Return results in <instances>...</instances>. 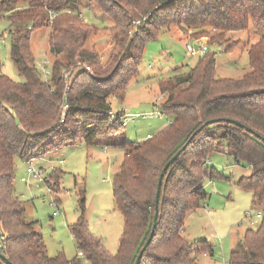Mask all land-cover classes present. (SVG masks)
I'll use <instances>...</instances> for the list:
<instances>
[{
    "label": "trees",
    "instance_id": "trees-1",
    "mask_svg": "<svg viewBox=\"0 0 264 264\" xmlns=\"http://www.w3.org/2000/svg\"><path fill=\"white\" fill-rule=\"evenodd\" d=\"M90 1L113 21L104 71L96 67V72H89L78 65H98L96 54L84 46L94 25L81 18L80 0H0V19L7 21L10 34V59L23 77L15 81L0 70V252L12 264H80L78 258L68 260L61 252L49 256L35 221L24 219L26 201L13 188L14 158L37 157L76 140L90 145L102 133L119 132L118 117L110 120L107 114L111 107L108 97L116 93L123 98L145 41L173 20L180 30L195 29L196 36L203 35L206 28L219 33L247 31L251 24L259 33L247 47L248 69L238 78L216 76L215 51L207 47L188 70H176L161 79L159 91L164 99L159 107L170 121L143 140L120 143L123 158L112 181L114 206L123 218L117 252L109 253L90 231L83 189L70 234L90 264H133L151 230L157 181L164 164L205 120L221 118L195 133L167 167L154 233L138 264H197L192 251H212L210 244L193 243L181 231L185 217L206 197L203 179L219 174L206 167L215 151L249 166L250 174L241 176L238 183L251 192L252 203L262 213L258 227L246 228L230 250L227 264H264V141L223 119H234L264 136V0ZM44 25L51 28V55L61 54L52 61L48 78L38 70L30 47L32 32ZM231 48L228 45L225 51ZM124 68L128 75L121 76ZM66 70L70 73L65 78ZM63 100L69 108L60 122ZM120 112L116 110L117 115ZM60 173L53 170L51 175L59 180ZM48 178L44 181L54 191L55 182ZM0 264L9 263L0 256Z\"/></svg>",
    "mask_w": 264,
    "mask_h": 264
},
{
    "label": "rangeland",
    "instance_id": "rangeland-1",
    "mask_svg": "<svg viewBox=\"0 0 264 264\" xmlns=\"http://www.w3.org/2000/svg\"><path fill=\"white\" fill-rule=\"evenodd\" d=\"M79 10L84 21L94 25L84 46L96 54L98 65L90 63L89 72H96V67L104 71L112 46L109 26L113 21L94 1L80 0ZM50 31L51 28L44 25L31 34L30 47L37 67L45 58L50 63L55 58H61V54L53 56L49 51ZM194 32L195 29L180 30L170 20L166 26L158 27L155 36L145 41L136 73L127 80L123 98L120 99L116 93L108 97L111 110L137 113L139 116L122 126L119 132L102 133L98 138L112 139L123 133L127 140L139 141L146 134H155L168 124L170 118L165 113L149 114L161 111L159 106L164 99L159 91L161 79L171 76L176 70L180 73L188 70L200 56L199 53L190 54L186 42L194 49L202 43L215 51V73L218 77L238 78L248 69L247 47L257 40L259 33L251 24L247 31L219 33L214 28H206L203 35L198 36ZM228 45L232 48L225 51ZM0 70L12 80H23L10 59V34L5 19H0ZM120 71L121 76L128 75L127 68ZM115 80L112 78V82ZM142 114L147 116L142 117ZM49 153L38 155L40 158L33 163L35 167L47 170L48 179L55 182L54 191H49V185L42 179L29 177L27 182L22 181L21 177L28 176L27 165L17 156L14 158L13 179L15 193L27 203L24 219L35 221V228L47 254L53 256L61 252L68 260L78 258L80 264H90L76 248L69 231V225L76 221L79 214L78 197L82 189L85 196V218L90 231L101 239L109 253H116L123 230V218L114 206L112 181L122 159L123 149L114 145H88L76 140L74 144L62 146L56 153ZM61 159L64 161L60 162ZM52 167L56 168L55 172H61L59 180L51 175ZM206 167H213L219 174L203 179L206 197L198 208L185 217V229L183 232L182 228L181 235L193 243L205 242L212 246L211 252L192 251L191 257L195 263L224 264L229 258L230 249L242 238L244 230L255 229L260 223L261 217L254 214L251 218L253 223H250L245 216L246 211H256L260 207L252 203L251 192L238 183L241 176L250 174L248 165L238 164L230 155L215 151L206 161Z\"/></svg>",
    "mask_w": 264,
    "mask_h": 264
},
{
    "label": "built area",
    "instance_id": "built-area-1",
    "mask_svg": "<svg viewBox=\"0 0 264 264\" xmlns=\"http://www.w3.org/2000/svg\"><path fill=\"white\" fill-rule=\"evenodd\" d=\"M55 14L54 12H51L50 14V17H53ZM81 15V14H80ZM81 18L84 20V17L81 15ZM139 20H136L134 22H138ZM200 44V43H199ZM186 49L187 51H189L190 54L192 55H195L197 53L199 54H202L203 52L206 51L207 49V45L206 44H202L201 43V46L198 47L197 49H194L193 46L189 43V42H186ZM78 65H82V67H84L87 71H91V67L87 64H81L80 62H78ZM38 70L40 71V73L42 74V76L44 78H48L49 75L51 74V63L49 61L48 58H45L39 65H38ZM70 71L66 70L64 72V77L66 78L68 75H69ZM69 108V105L68 103L63 100L60 104V122H63L64 118H65V115H66V112ZM153 113H159L160 115H162V112L157 110L156 112H151L149 115H152ZM110 120H113L115 117H118L119 119V122L122 126H126L127 123L131 120H133L135 117H138L139 114H130V113H126L125 111H121L118 115L116 113V111L114 110H109L107 112ZM142 117H146L147 115L145 114H142L141 115ZM150 135H148L147 137H149ZM37 158H40V157H29L27 159H25L24 161L26 162V171H27V175L28 176H23L21 177V180L24 181V182H27L29 177H33L37 180H45L48 178V172L46 169L42 168V167H35L34 166V161L37 159ZM60 162H63V159H61ZM56 169L55 167H52L50 168V171L51 170H54ZM49 191H52L51 188H49ZM54 201V199L52 200ZM52 214H55V212H52ZM252 214H254V216H257V217H261L262 213H261V210L260 209H257L256 211L254 210H248L246 211L245 213V216L249 219L250 223H253L252 221ZM224 264H227V262H225Z\"/></svg>",
    "mask_w": 264,
    "mask_h": 264
},
{
    "label": "water",
    "instance_id": "water-1",
    "mask_svg": "<svg viewBox=\"0 0 264 264\" xmlns=\"http://www.w3.org/2000/svg\"><path fill=\"white\" fill-rule=\"evenodd\" d=\"M221 118H210V119H207L205 120L194 132L193 134L190 136V138L181 146V148L179 150H177L169 159L168 161L164 164L162 170L160 171L159 173V176H158V181H157V187H156V192H155V198H154V216H153V223H152V226H151V230L146 238V240L144 241V244L142 245L140 251L138 252V254L136 255L135 257V260H134V263L133 264H138L139 262V259L142 255V252L143 250L146 248V246L149 244L151 238H152V235L154 233V229H155V226H156V221H157V216H158V201H159V191H160V187H161V182H162V178H163V175L167 169V167L169 166V164L174 161L177 156L179 155V153L186 148L187 144L189 143V141L192 139V137L194 136L195 133H197L198 131H200L201 129H203L206 125L208 124H211V123H214L216 121H219ZM224 120L228 121V122H231V123H234L238 126H241L243 128H245V130L249 131V132H252V133H255L256 136H258L262 141H264V136H260L258 133L254 132L252 129H250L249 127L241 124L240 122L234 120V119H230V118H223ZM0 256L2 258H4V260L9 263V264H12L1 252H0Z\"/></svg>",
    "mask_w": 264,
    "mask_h": 264
},
{
    "label": "crops",
    "instance_id": "crops-1",
    "mask_svg": "<svg viewBox=\"0 0 264 264\" xmlns=\"http://www.w3.org/2000/svg\"><path fill=\"white\" fill-rule=\"evenodd\" d=\"M32 51V50H31ZM33 53V52H32ZM167 125V124H166ZM165 125V126H166ZM165 126H163L162 128H164ZM161 128V129H162ZM161 129H159L158 131H160ZM157 131V132H158ZM148 135H154V134H151V133H148V134H146V137L145 138H147V136ZM144 138V139H145ZM125 140H127L126 139V137H125V135L122 133V134H120L119 136H116L115 138H109V137H107V138H97L92 144H103V145H114V146H118V147H120V143L121 142H123V141H125ZM143 140V139H142ZM61 148V147H60ZM60 148H58V149H56V150H54V151H52V152H50L49 154H51V153H56V152H58L59 151V149ZM122 158H123V156H122ZM64 161V160H63ZM122 161V159L120 160V162ZM120 162L118 163V165H117V169H118V167H119V164H120ZM117 171V170H116ZM115 173V172H114ZM26 207H27V203H26ZM87 221V220H86ZM184 229L185 228H183V232H184ZM94 235V234H93ZM211 248H212V246H211ZM233 248V247H232ZM231 248V249H232ZM230 249V250H231ZM230 252V251H229Z\"/></svg>",
    "mask_w": 264,
    "mask_h": 264
}]
</instances>
